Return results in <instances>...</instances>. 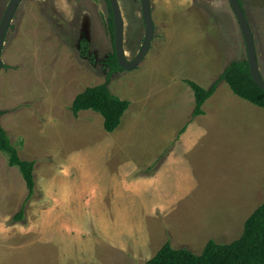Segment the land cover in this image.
Instances as JSON below:
<instances>
[{"label": "rangeland", "instance_id": "rangeland-1", "mask_svg": "<svg viewBox=\"0 0 264 264\" xmlns=\"http://www.w3.org/2000/svg\"><path fill=\"white\" fill-rule=\"evenodd\" d=\"M10 1L0 0V24ZM119 2L132 60L146 34L142 2ZM151 2L149 51L135 68L115 71L109 0L19 4L2 52L0 124L19 156L35 162V189L29 198L20 169L0 150V264H143L168 240L200 254L211 239L240 238L264 202V190L242 180L264 186V108L220 80L198 118L188 83L209 88L233 61L248 59L230 0ZM243 2L264 78V0ZM104 83L130 101L115 133L98 112L71 109L85 88ZM191 120L197 139L183 148L202 190L174 198L180 191L166 186V168L178 158L163 155L179 148V123Z\"/></svg>", "mask_w": 264, "mask_h": 264}, {"label": "trees", "instance_id": "trees-1", "mask_svg": "<svg viewBox=\"0 0 264 264\" xmlns=\"http://www.w3.org/2000/svg\"><path fill=\"white\" fill-rule=\"evenodd\" d=\"M110 29L114 36L113 15L111 14ZM111 69H122L113 53ZM220 80L229 83L235 94L249 102L264 108V89L252 78L248 59L233 61L225 68L220 79L214 81L209 88L188 80L194 90L196 106L194 115L203 113V104L215 93ZM130 101L114 95L107 84L89 86L73 100L71 109L74 114L92 110L104 118L107 131L116 130L122 121ZM0 150L9 157V164L17 166L29 188V198L35 189L34 161L24 160L19 156L18 149L13 145L6 130L0 124ZM22 209L16 218H22ZM143 264H264V202L259 205L245 222L243 234L231 243H219L209 240L202 253L197 254L187 247L175 248L168 240L158 252Z\"/></svg>", "mask_w": 264, "mask_h": 264}, {"label": "water", "instance_id": "water-1", "mask_svg": "<svg viewBox=\"0 0 264 264\" xmlns=\"http://www.w3.org/2000/svg\"><path fill=\"white\" fill-rule=\"evenodd\" d=\"M21 2L22 0L10 1L7 10L3 16L2 22L0 24V71L4 65L2 59V52L5 45L6 35L13 21L15 12ZM109 2L111 5L113 20H114V46H115L117 59L123 68L133 69L136 66H138L141 63V61L144 59V57L146 56L147 52L151 47V43L154 38L155 23L152 15V2L151 0H141L146 34L139 53L132 60L128 59L126 55L125 20L123 17L120 2L119 0H109ZM231 3L245 37L247 53H248V61H249L252 78L256 84H258L262 89H264V78L260 71V64L257 56V47H256L253 30L248 22V19L244 13L240 1L231 0Z\"/></svg>", "mask_w": 264, "mask_h": 264}, {"label": "crops", "instance_id": "crops-1", "mask_svg": "<svg viewBox=\"0 0 264 264\" xmlns=\"http://www.w3.org/2000/svg\"><path fill=\"white\" fill-rule=\"evenodd\" d=\"M200 115H202V117H205L207 114H205V112H203ZM198 118H201V116H199ZM197 121H198V119H197ZM197 121L191 120V121H188L185 125L179 123L180 128H182L184 126L183 127L184 129H183L182 133L180 134V136L177 138V141L175 144V146L177 145L179 148L177 150H169L165 156L163 155V157H164L163 160L165 162H166V160L174 162V160L178 158L177 162L169 163L168 168H166V170H167L166 172L169 175L168 177H166V179L168 180V184H166V186L171 190L180 191V193L177 196H175L174 198L182 196L183 192H181V189H190V190L201 189L202 190V185L200 183V179L197 176L194 164L189 159V154H191L192 151H189V149L186 150L183 148L187 144L194 143L193 141H196V139H197L196 128H197V124H198ZM113 132L115 133L116 130ZM172 132H174V131L172 130ZM163 138L166 141H171V139L169 140L167 135L166 136L164 135ZM174 142H175V140H174ZM124 157L127 159L126 162L133 161L131 156H129V155H128L129 158H127L126 156H124ZM251 179H253L254 189L258 188V190L259 189L264 190V186H263V188H261V185L258 186L259 183L257 182V180L255 178H251L250 175H245V177H242L243 183L246 180L248 183H250ZM117 186H119V185L117 184ZM245 186H247V185L238 186V188L239 187H245ZM171 190H169V191H171ZM116 192H120V191L117 190V191H115V193ZM202 195L198 194L197 199L201 200ZM116 198H118V197H116ZM116 198H114V201L119 202L120 200H118ZM248 199H249V197H248ZM249 202H250V200H248V203Z\"/></svg>", "mask_w": 264, "mask_h": 264}, {"label": "flooded vegetation", "instance_id": "flooded-vegetation-1", "mask_svg": "<svg viewBox=\"0 0 264 264\" xmlns=\"http://www.w3.org/2000/svg\"><path fill=\"white\" fill-rule=\"evenodd\" d=\"M239 1H240L241 5H242V8H243V10H244V13H245V15H246V17H247V19H248V22H250V21H249V18H248L247 10H246V8H245V5H244L243 0H239ZM230 3H231V0H230ZM231 6H232V3H231ZM232 9H233V7H232ZM233 12H234L235 17H237L236 14H235L234 9H233ZM237 19H238V18H237ZM249 24H250V23H249ZM114 52H115V51H114ZM115 53H116V52H115Z\"/></svg>", "mask_w": 264, "mask_h": 264}]
</instances>
